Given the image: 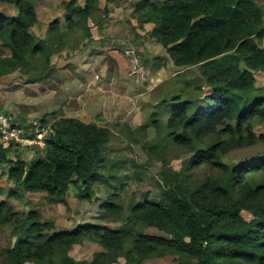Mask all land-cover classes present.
I'll list each match as a JSON object with an SVG mask.
<instances>
[{
	"label": "trees",
	"instance_id": "16d2710c",
	"mask_svg": "<svg viewBox=\"0 0 264 264\" xmlns=\"http://www.w3.org/2000/svg\"><path fill=\"white\" fill-rule=\"evenodd\" d=\"M97 2L80 5L68 0L63 5L65 31L86 23ZM33 3L0 0V46L9 52L0 55V76L28 71L36 58L45 59L46 70L50 65L48 42L31 32L38 23ZM4 5L13 6L16 13H2ZM135 10L141 23L153 25L150 35L174 67H197L192 78L185 74L182 80L185 88L194 85L198 94L161 101L166 119L151 122L160 147L149 146L146 155L161 159L165 144L194 152L186 170L210 164L221 171V179L194 183L183 173L163 171L155 201L129 199L125 206L115 191L120 182L111 184L99 172L109 129L61 116L52 124L54 133L45 138L44 156L29 162L10 160L11 148L20 146L2 142L0 133V169L18 189L61 200L74 186L77 199L92 204L94 185L107 184L112 191L99 204L95 219L118 225L84 223L51 233L53 225L30 212L19 228L24 235L15 228L17 236L2 251V264H114L122 255L125 264H143L166 254L178 255L186 264H264V157L249 167L221 161L233 150L264 147V134L255 135L250 128L251 120L264 121V88L256 87L253 76L264 72L262 10L252 0H144ZM48 32L65 37L58 21L49 24ZM7 212L0 202L1 224H9ZM146 228L171 239L147 235ZM83 240L101 251L90 261L76 262L67 252Z\"/></svg>",
	"mask_w": 264,
	"mask_h": 264
},
{
	"label": "rangeland",
	"instance_id": "374dc122",
	"mask_svg": "<svg viewBox=\"0 0 264 264\" xmlns=\"http://www.w3.org/2000/svg\"><path fill=\"white\" fill-rule=\"evenodd\" d=\"M32 1L38 23L31 32L37 39L48 42L50 65L46 70L45 59L36 58L37 61L30 66L33 68L28 71L16 69L0 76V116L6 117L9 124L19 126L24 134L29 131L30 123L39 118L44 119L46 126L61 116L109 129V144L99 172L111 184L120 182L115 191L121 195L125 206L129 199L145 197L155 201L159 193V174L163 171L183 173L194 183L221 179V171L210 164L186 170L194 152L186 153L165 144L161 159L154 156L150 159L146 155L149 146L160 147L158 132L151 122L153 118H159L161 122L166 119L161 112V101L176 94L182 98L196 96L198 91L194 85L185 88L182 80L185 74L192 78L197 67L183 70L174 67L166 51L150 35L153 25L141 23V14L135 7L144 0H97L90 19L71 32L65 31L63 23V5L68 0ZM77 1L80 5L85 2ZM147 1L161 3L165 0ZM254 1L263 12L264 23V0ZM1 11L10 16L16 13L13 6L7 5L2 6ZM53 21H58L64 39L48 32ZM261 47L264 48V38ZM0 55L4 58L9 52L0 46ZM253 76L256 87L263 89L264 72ZM250 128L255 135L264 134V121L251 120ZM44 149L45 144L44 147H13L8 157L29 162L44 156ZM260 157H264V147L256 144L230 151L221 161L249 167ZM92 189V200H96L92 204L79 201L74 186L68 188L61 200L51 199L46 193L18 189L0 169V202L9 209L5 216L11 222L0 223V255L17 236L13 233L15 228L19 236L24 235L19 228L30 212H36L41 222L51 223V233L84 223L116 228L117 224L99 223L95 219L99 204L109 199L108 192L112 189L107 184H95ZM243 217L251 219L246 213ZM144 232L171 239L154 228H146ZM100 251L98 245L83 240L73 245L67 256L76 262H84ZM122 256H118L114 264H125ZM143 264L186 263L178 255L166 254ZM188 264L196 263L191 261Z\"/></svg>",
	"mask_w": 264,
	"mask_h": 264
},
{
	"label": "built area",
	"instance_id": "2783aa9c",
	"mask_svg": "<svg viewBox=\"0 0 264 264\" xmlns=\"http://www.w3.org/2000/svg\"><path fill=\"white\" fill-rule=\"evenodd\" d=\"M41 118L30 123L27 134L18 127H12L7 118L0 116V133L1 141L4 143H13L20 147H28V145H38L44 147L45 138L54 133L52 124L44 125Z\"/></svg>",
	"mask_w": 264,
	"mask_h": 264
},
{
	"label": "crops",
	"instance_id": "0c3cea01",
	"mask_svg": "<svg viewBox=\"0 0 264 264\" xmlns=\"http://www.w3.org/2000/svg\"><path fill=\"white\" fill-rule=\"evenodd\" d=\"M254 3H255V1L254 0H252ZM256 4V3H255ZM25 148V147H24Z\"/></svg>",
	"mask_w": 264,
	"mask_h": 264
}]
</instances>
